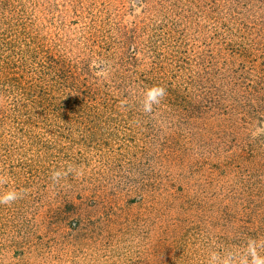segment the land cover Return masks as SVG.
Wrapping results in <instances>:
<instances>
[{"label": "trees", "instance_id": "obj_1", "mask_svg": "<svg viewBox=\"0 0 264 264\" xmlns=\"http://www.w3.org/2000/svg\"><path fill=\"white\" fill-rule=\"evenodd\" d=\"M0 176V264L264 257V0H0Z\"/></svg>", "mask_w": 264, "mask_h": 264}, {"label": "clouds", "instance_id": "obj_2", "mask_svg": "<svg viewBox=\"0 0 264 264\" xmlns=\"http://www.w3.org/2000/svg\"><path fill=\"white\" fill-rule=\"evenodd\" d=\"M167 95V90L164 87L160 86H153L152 88L148 89L146 92V97L143 103V111L145 113H151L153 110V105H159L164 97ZM73 169L71 166L68 167L67 172L63 170H54L52 172L51 179L54 183H59V181L65 177L68 173L72 172ZM77 175H82V172L77 173ZM7 178L5 176H0V184L6 183ZM23 198V192H18L15 190H11L6 192L3 196H0V205H8L11 206L16 201ZM257 244L255 241H250L248 246V253L251 255V264H264V257H260L256 251ZM217 259V254H212V261L210 264H214ZM223 264H233L231 256L229 259L223 261ZM241 264H249L247 260V256H245Z\"/></svg>", "mask_w": 264, "mask_h": 264}, {"label": "rangeland", "instance_id": "obj_3", "mask_svg": "<svg viewBox=\"0 0 264 264\" xmlns=\"http://www.w3.org/2000/svg\"><path fill=\"white\" fill-rule=\"evenodd\" d=\"M49 1H54L57 6H59L60 4L69 5V4L73 3L74 1L83 2L86 5L90 6L92 4L106 5L109 2L112 5L121 4V3L124 4L128 0H49ZM139 2L140 1H136L134 3H136L138 5ZM42 3L47 4V0H42ZM46 8H48V9L45 10ZM60 10H62V9H60ZM50 11H52V10L49 8V6L44 5L42 15L44 17H53L54 16V18H58V17L63 18V17H72L73 16V13L70 11L69 12H65V11L57 12L56 10L52 11V12H50ZM125 14H126V20L132 21V20H134V18L132 17L133 15L134 16H141L142 15V8L136 7L132 12H130V10L128 9Z\"/></svg>", "mask_w": 264, "mask_h": 264}]
</instances>
